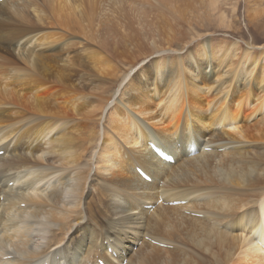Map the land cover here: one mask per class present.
I'll list each match as a JSON object with an SVG mask.
<instances>
[{
    "label": "bare ground",
    "instance_id": "1",
    "mask_svg": "<svg viewBox=\"0 0 264 264\" xmlns=\"http://www.w3.org/2000/svg\"><path fill=\"white\" fill-rule=\"evenodd\" d=\"M115 1L44 0L61 16V22L51 23L55 34L38 44L52 55L17 45L18 56L0 57V141L17 136L18 144H0V264H186L188 259L194 264L195 256H182L187 240L205 253L207 262L226 250L230 264H264V159L253 163L236 148L220 152L245 140L247 123L257 114L263 130L257 142L264 143V94L257 97L243 74L244 69H259L255 85H264V45L243 69L225 64L234 45L212 53L215 64L208 72L207 63L200 61L211 51L202 45V54L189 51L186 62L156 58L151 71L127 70L117 76L124 54L92 48L88 56H71L68 42L79 32L86 43L106 50L93 28ZM135 1L168 7V0ZM189 1L180 0V5ZM190 7L189 2L183 9ZM120 17L126 22L139 18L138 13ZM142 23L147 29L143 37L164 41L154 52L168 49L174 32L165 11L143 16ZM121 40L131 43L128 35ZM247 46L252 52L253 46ZM191 67L189 77L185 70ZM74 80L81 83L68 91ZM117 84L119 90L113 91ZM164 86L168 102L155 112L149 99L160 100ZM107 107L113 111L99 133L97 117ZM215 127L224 130L226 142L207 134ZM34 142L40 146L31 147ZM138 144L142 150L126 149ZM153 147L167 150L174 163H164ZM91 148L92 160L84 162ZM44 154L51 160L45 166ZM136 168L152 183L138 176ZM21 170L25 172H17ZM174 202L182 204L170 206ZM149 205L151 211L145 208ZM80 223L93 226L85 238L79 235ZM234 227L239 233L227 236Z\"/></svg>",
    "mask_w": 264,
    "mask_h": 264
},
{
    "label": "rangeland",
    "instance_id": "2",
    "mask_svg": "<svg viewBox=\"0 0 264 264\" xmlns=\"http://www.w3.org/2000/svg\"><path fill=\"white\" fill-rule=\"evenodd\" d=\"M193 1H189L191 7L187 9L183 8L186 7L189 2L180 5V0H168V7L157 9L155 7L142 6L135 0H116L109 6V11H106V19L101 24L95 25L93 28L97 42L105 43L107 49H99L94 42L86 43L84 36L77 32L73 34L68 41L70 44L69 53L71 56L81 57L88 56L90 49L92 48V50L96 49L106 55H109V51L114 52L118 50V53H121L120 55H124L122 60L117 62V67L119 69L117 76L127 70L133 72L132 74L136 73L139 69L151 71L152 61L156 58L173 59L180 57L181 62H186L189 51L193 56H195V54L197 56L202 54V45L208 46L209 48L207 47L206 49L211 51V53L203 55V61H200L207 63L206 67L208 68V72L210 71V65L215 64L216 57L212 53H225L223 51L226 47H234V45H236V48L231 52L227 50L228 57L225 60L226 66L233 70L236 68H245L244 64L252 58L251 54L254 57L260 54L262 46L264 45V0ZM0 3H4L0 6V57L9 58L12 55L18 56L21 52L17 50V45H28V50H33V53L35 54H41L44 52L45 56L52 55L50 51L45 50L46 48L39 47L38 44L44 36L55 34V31L53 30L54 26L51 23L54 21L61 22L60 13L54 8H51V6L46 7L44 0H4ZM163 10L168 16V23L171 25L174 32L172 35L173 41L171 44H168V49L164 48V52H154V48H157L158 50L162 49L164 41L155 35L152 37L142 36L147 31L145 25L142 23V17L145 16L152 18L160 15ZM185 11L189 12H186L188 16H184L185 20L183 21L182 16L185 14ZM20 13L23 17L20 16ZM136 13H138L139 18L135 17L129 22H126L124 18L120 17L122 14L125 16H133L136 15ZM188 24L192 27L188 28ZM121 35H128L131 39V43L129 44L122 41ZM247 45L253 46L251 47L252 52L247 50ZM183 47H185L183 50L178 51L177 48L182 49ZM247 51L249 52L247 54L250 56L244 57L243 52L246 53ZM19 67L23 68L22 66ZM45 68L49 70L54 69L51 66H46ZM175 68H177V65ZM193 70L192 67L190 70H185V75L188 76ZM244 70L243 74H246L244 77L245 85L249 84L252 86L255 95L260 97L264 94V85L260 88L255 85V79L259 74V69L255 70L256 73H247V71L245 72ZM240 74L241 71L239 72V75ZM189 77L191 76L189 75ZM236 82L240 83V80H236ZM80 83L81 81L74 80L67 90L73 91L77 89ZM120 85L121 84H117L113 91L119 90ZM217 85L218 84L214 85L212 91L215 90ZM239 86L242 88L243 85ZM165 90L166 87H162L160 100L155 99L153 102L152 99H149V105L155 112H160L168 102L169 93L168 91L165 92ZM219 90H221V86L218 87V91ZM68 98L76 97L70 96ZM75 103H78L77 99L75 100ZM108 108L109 107L105 108L102 114L97 117V119L101 117L100 124L97 127L99 133L102 131L101 124L103 122L106 123L109 120V116L113 111V109L108 110ZM137 112L138 111L136 110L135 114H137ZM261 118L262 116L257 114L255 120L250 119L247 123L245 128L246 132L243 134L245 140H238L240 143H233L230 146L224 147L220 152L224 153L227 152L228 148H236V152H245L253 163H259L261 158L264 159V143L257 142L259 136L263 135V130L257 125V121ZM166 124L167 123H165V125ZM190 131L192 133V128ZM223 131L224 130L220 127H215L207 134L211 136L218 135L221 139H224V142H226L227 138L222 136V134H224ZM1 137L2 134H0V139ZM16 139L17 136L11 137L4 142L1 140L0 144L9 143V148H12L18 145L16 144ZM100 142L101 139L97 141V144ZM35 145H37L36 142H34L31 147H34ZM191 145H194V148H196V144H190V147ZM41 146H43V142ZM126 149H135L138 151L142 150V147L138 144L135 148L128 147ZM92 150L93 148H91L83 158L84 162L92 160ZM200 150L202 151L203 148ZM2 155L3 154L0 156ZM43 158L44 166L46 165L47 160L51 162L49 155L44 154ZM120 166L122 167L123 165ZM17 172L24 173L25 171L21 170ZM17 172L11 171L9 174L15 175ZM103 177L109 176L103 175ZM100 180L101 178H96V181L99 182ZM11 182L12 186H16L17 182L15 180ZM262 184L264 185V183ZM250 208L251 205L240 211V213L249 210ZM79 225H81L79 227L81 230L79 232L81 238L83 235L85 238V235L93 230V226L90 223H80ZM149 227L151 228V225ZM238 233V227H234L233 231L227 236H235ZM78 239L80 238H77L76 240ZM186 244L187 250L185 254L182 255L184 256L183 259L195 256L192 260L194 264H218V260L219 264H230V253L228 254L226 250L219 253V259L215 256L214 258H211V261L207 262V256L205 253L201 249L196 248L191 240H187ZM189 260L191 259H188V263L186 261V264L191 263ZM181 261L182 260H180V262ZM61 264H65L64 260H61Z\"/></svg>",
    "mask_w": 264,
    "mask_h": 264
}]
</instances>
